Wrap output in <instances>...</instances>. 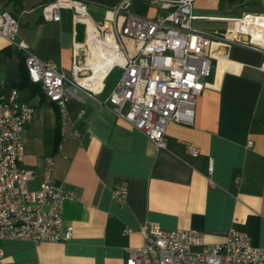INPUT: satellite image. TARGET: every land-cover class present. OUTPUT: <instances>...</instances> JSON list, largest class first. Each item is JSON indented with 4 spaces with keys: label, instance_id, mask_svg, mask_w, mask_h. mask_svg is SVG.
Instances as JSON below:
<instances>
[{
    "label": "crops",
    "instance_id": "1",
    "mask_svg": "<svg viewBox=\"0 0 264 264\" xmlns=\"http://www.w3.org/2000/svg\"><path fill=\"white\" fill-rule=\"evenodd\" d=\"M53 1L0 0V14L18 21L16 42H24L41 60L55 61L69 75L73 48L86 41L85 26L73 24L68 9L60 10L59 22L45 21L41 7ZM80 1L87 4L93 23L112 18L123 2ZM251 1L261 6L249 14L264 15V0ZM214 3L218 11L234 12L225 10L222 0ZM129 12L146 17L160 13L148 0H134ZM195 16L194 29L206 33H225L230 21L239 19ZM23 76L22 51L0 36V100L7 101L16 89L19 99L34 109L22 136L20 167L36 174L27 187H41L45 161L55 157L51 179L69 195L62 217L73 234L66 243L2 241L0 264H125L127 250L142 244L139 229L149 224L164 231H199L205 247L238 231L248 235L253 247L264 249V52L232 44L217 63L215 88L197 100L193 125L169 123L164 149L99 106L97 101L111 91L105 85L109 74L101 93L79 92L68 102L69 119L60 136L57 107L38 86L23 84ZM72 129L81 137L70 136ZM187 145L198 154L189 155ZM115 189L125 190L122 204L112 200Z\"/></svg>",
    "mask_w": 264,
    "mask_h": 264
},
{
    "label": "built area",
    "instance_id": "2",
    "mask_svg": "<svg viewBox=\"0 0 264 264\" xmlns=\"http://www.w3.org/2000/svg\"><path fill=\"white\" fill-rule=\"evenodd\" d=\"M133 1L123 0L112 18L99 23L91 21L84 1L54 0L41 7L47 22H59L60 10L68 9L73 24L85 26L86 41L73 48L69 75L55 61L41 60L29 52L24 42H16L18 21L6 12L0 14V36L22 51L29 82L38 86L44 97L57 107L61 135L69 119L68 102L78 98L79 92L92 96L101 93L105 78L119 68V80L104 99L97 101L99 106L142 133L156 148L164 149L169 123L192 126L198 98L206 89L215 88L218 56L226 57L232 44L264 52V41H253L250 32L227 28L225 33H206L194 29L195 0H148L158 5L160 13L154 17L130 13ZM252 19L264 21V15L246 14L237 20ZM90 28L99 41L110 34L123 57L122 62L114 63L108 70L97 92L79 83L92 75L86 67ZM124 39L135 42L133 54L125 50ZM33 112L31 106L19 99L16 89L10 92L7 101L0 100V242L66 243L73 234L72 227L65 225L62 217L69 195L51 179L55 157L46 159L43 182L37 190L27 187L35 172L20 167L24 151L22 136ZM82 115L83 111L77 114ZM69 134L81 137L76 129ZM187 152L192 156L198 154L190 145ZM212 171L209 160L208 176ZM208 182L211 184L209 178ZM124 197V189L113 190L114 202L122 204ZM139 233L142 244L127 250L125 264H264V249L253 247L248 235L238 231L225 233L223 241L211 247L204 246L203 233L195 230L164 231L149 224L139 229ZM2 255L0 249V259Z\"/></svg>",
    "mask_w": 264,
    "mask_h": 264
},
{
    "label": "bare ground",
    "instance_id": "3",
    "mask_svg": "<svg viewBox=\"0 0 264 264\" xmlns=\"http://www.w3.org/2000/svg\"><path fill=\"white\" fill-rule=\"evenodd\" d=\"M111 17V15L109 16ZM238 31L243 33H251L253 41H264V21L251 20H237ZM88 45L89 50L86 59V67L92 71V75H89L87 79H80L79 83L97 92L102 87L103 80L114 63L122 62V53L119 51L113 38L109 34L104 41H99L94 37L92 29L88 32ZM218 61L224 59L223 56L217 57Z\"/></svg>",
    "mask_w": 264,
    "mask_h": 264
},
{
    "label": "rangeland",
    "instance_id": "4",
    "mask_svg": "<svg viewBox=\"0 0 264 264\" xmlns=\"http://www.w3.org/2000/svg\"><path fill=\"white\" fill-rule=\"evenodd\" d=\"M224 3V9L227 11H231L233 13H224L221 11H218L215 7L214 0H196L193 4V14L198 15V14H203V15H211L215 17H220V18H242L243 15L249 14L248 11H254L258 12L260 10V2H249L248 0H222ZM227 1V2H226ZM245 3H248L247 5ZM151 5L156 6L157 4H152ZM158 6V5H157ZM142 12V9L140 8V13ZM251 14V13H250ZM232 25H229V28H232L234 31H238V23L237 19H233V21H230ZM122 23V17L120 16L119 18V26H121ZM227 24L224 23L223 27H226ZM80 30V29H79ZM123 46L127 53L133 54L134 53V48H135V42L124 39L123 40ZM70 74V73H69ZM121 76V69L115 68L113 69L110 73L109 76L106 80V87L107 91L112 89L115 83L119 80ZM211 80V79H209ZM29 190H32V188L29 186ZM196 250V249H195ZM197 251V250H196Z\"/></svg>",
    "mask_w": 264,
    "mask_h": 264
},
{
    "label": "trees",
    "instance_id": "5",
    "mask_svg": "<svg viewBox=\"0 0 264 264\" xmlns=\"http://www.w3.org/2000/svg\"><path fill=\"white\" fill-rule=\"evenodd\" d=\"M23 66H24V63H23ZM24 69H25V67H24ZM22 83L23 84H31L29 82V80H28L26 70H25V76H23V79H22ZM57 118H58V133H59V136H60V126H59L60 117H59L58 111H57ZM58 142H59V139H58Z\"/></svg>",
    "mask_w": 264,
    "mask_h": 264
}]
</instances>
